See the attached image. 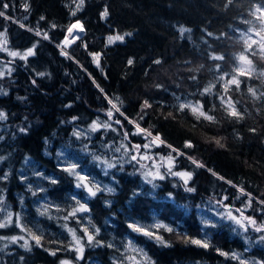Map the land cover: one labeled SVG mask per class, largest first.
<instances>
[{
  "label": "trees",
  "instance_id": "16d2710c",
  "mask_svg": "<svg viewBox=\"0 0 264 264\" xmlns=\"http://www.w3.org/2000/svg\"><path fill=\"white\" fill-rule=\"evenodd\" d=\"M257 4L264 6V0H232L230 4L228 0H85L83 10L73 16V0H0V11L10 17H0V33L5 34L0 37L6 45L17 52L37 45L36 55L27 61L0 51V64L11 67L0 76V112L7 114V119L0 120V197L12 214V223L0 228V264H61L65 260L132 264L133 253L142 255L129 249V241L145 254L143 264H239L232 258L236 253L264 260V241L259 239L264 232L252 227L245 232L226 218L229 211L239 217L240 209L257 224L264 222V58L257 43L250 40L249 51L241 36L259 29L260 22L250 14ZM105 8L109 15L102 18ZM77 20L85 31L64 50L70 59L61 55L58 45ZM180 27L191 31L182 36ZM37 30L47 32L50 39L36 36ZM125 33L131 35L123 42L108 44L109 36ZM89 53L100 54L99 67ZM241 53L253 61L248 75L234 73ZM212 55L225 59L212 60ZM220 75L226 80L236 75L241 81L238 89L230 85L227 95L243 114L242 120L224 111L218 94H223L225 81L217 82ZM210 83L215 84L214 94L202 96ZM249 88L255 89L259 99ZM109 99L129 120L153 135L158 133L166 144L146 150L143 144L148 141L143 135H132L134 125L123 116L115 113L108 121ZM145 100L152 107L141 112ZM187 101H199L206 112L213 109L210 114L217 123L197 120L187 109L179 111V103ZM97 118L111 123L116 131H89L79 139L72 135L74 130H88ZM22 128L26 131L21 132ZM124 131L129 133L127 138ZM213 137L222 138L224 147H218ZM186 141L194 147L186 148ZM121 144L129 149L139 144L140 153L115 151ZM166 145L185 155L178 156ZM62 153L84 174L110 184L114 192L102 190L91 197L84 188H77L76 179L63 171ZM145 153L151 158L141 160ZM169 154L175 158L172 171L193 174L187 185L167 174V163L160 157ZM132 155L137 160H131ZM94 156L115 167L107 168ZM188 157L204 167H196ZM157 165L165 178L148 177L152 183H147L144 173L156 172ZM53 179L57 182L52 183ZM185 187L195 191L187 192ZM239 188L250 194V206L249 197L241 195ZM77 200L89 211L73 217L69 213L78 207ZM43 201L59 207L52 209L54 215H41ZM205 212H216L215 221L205 223ZM17 216L19 223L41 237L39 245L17 227ZM85 218L88 228L83 225ZM154 220L172 228L171 232L154 228L168 246L128 227ZM69 228L82 238L83 259H77L72 250ZM84 228L99 245L88 244ZM21 236L23 240L12 241ZM185 236L207 240L210 246L185 243ZM25 241L28 248L23 247Z\"/></svg>",
  "mask_w": 264,
  "mask_h": 264
},
{
  "label": "snow or ice",
  "instance_id": "6c2138e0",
  "mask_svg": "<svg viewBox=\"0 0 264 264\" xmlns=\"http://www.w3.org/2000/svg\"><path fill=\"white\" fill-rule=\"evenodd\" d=\"M73 2L75 3L76 7L75 10L72 11V15L76 16L78 11H82L83 10V5L85 3V0H73ZM228 3H232V0H228ZM4 8H7L8 5L4 4L3 5ZM26 10H27V6H26ZM252 16H254L259 22H260V26L259 29L257 30L255 27L253 29H251V31H254L256 36L259 37V41H252V43H259V48H260V52L262 55V58H264V6H261L260 4H257L254 8V10L250 13ZM102 18H107L109 13L107 8H105V10L103 11V13L101 14ZM0 17H4L5 19H10V17L6 16L5 13L3 11H0ZM41 19H44L43 17H41ZM21 27H24V25H21ZM56 26L53 25V28H55ZM76 29L78 30V32H84V26L83 24L77 20L75 23L71 24L68 28H67V36L65 37L63 44L62 45H58V47H61V55L66 56L67 58L71 57L69 56V54L64 51V48L69 46L71 43H74L76 40L80 39L79 35H74L73 34V30ZM29 31H31V29H29ZM190 29L184 28V27H180L179 28V32L180 34L183 36L184 33L186 32H190ZM5 35L4 33H0V36ZM35 35L38 37H41L44 40H49L50 37L48 35L47 32L41 33L39 30L35 31ZM131 35V33H125L123 35L120 34H116L114 36H109L107 38L108 44L111 45L115 42H123L126 36ZM209 35H211V33H209ZM68 36L72 37L71 40L68 39ZM241 36L244 39V43L245 45H247V48L249 51H251L252 48V44L249 43V41L252 39L251 36L245 35L244 33H241ZM4 43L6 44L7 41L5 40ZM38 43V42H37ZM36 44H34L31 48L27 49L26 51H24L23 53L21 52H17V51H8L6 48L0 47V51H8V55L16 58L19 57L21 60L27 61L29 57L36 55ZM86 47V45H85ZM90 55H92L93 57V61L96 63L97 67L100 66V54L98 53H89ZM252 55H256L255 52L252 53ZM212 60H216V61H223L225 58L223 55H212L210 57ZM237 61H238V67L234 68V73H237L239 75H248L249 74V70L245 69V65L251 66L253 61L251 59L248 58V56H246L245 54L241 53L239 56L236 57ZM129 64H132L133 61L130 59L128 61ZM155 63L159 64L160 61L157 60L155 61ZM217 70H219V65L216 66ZM3 73H0V76H2ZM37 75L39 76H44L45 73H37ZM261 75H264V72L261 73ZM196 77L193 76L192 79H195ZM225 81L224 83V92L223 94H218L219 95V99L221 104L224 107V111L227 113V115L231 118H234L235 120L239 121L242 120L243 114L236 108L235 103L232 102V99L230 96L227 95L228 91H229V86L230 85H235L236 88L238 89L240 87V83L241 81L237 78L236 75H233L231 79H227L226 80V76L225 75H220L218 77V81ZM33 83H35V81H33ZM157 87H160L159 85H157ZM215 88V84L214 83H210L207 87L204 88L203 92H201L200 94L203 95H213V89ZM248 91L253 95V97H256L257 99H259V97L256 94L255 89L253 88H249ZM261 95H264V93H261ZM117 101L119 100V98H116ZM179 97H177V100L179 101ZM109 104H111V109H109L105 115L108 118V121H112L114 114L115 113H119L120 116H123L125 120L128 121V123L133 124L134 128H135V132L132 133V135H143L144 139L147 140L148 142L143 144V148L148 150L150 149L152 146H159L161 144H166V142L164 140L161 139V136L157 133L156 135H153V133L146 129V128H142L140 126L139 123H136L133 120H129L127 116H125V114L120 110V107L118 106V104L116 102H113V100L109 99L108 101ZM152 107V104L149 103L147 100H145L143 102L142 108H141V112H144V110L149 109ZM214 107V106H213ZM178 109L179 111H184L185 109H187L197 120H200L201 118H203V120L211 122V123H217L216 121V117L211 115L210 112L213 109H209L208 112L204 111V105L201 104L199 101L193 103L191 101H187V102H181L178 105ZM168 116H172V113L169 112ZM167 118V117H165ZM174 118V117H173ZM7 119V114L4 112H0V120H5ZM77 118L73 117V121H75ZM141 119H143V116H141ZM114 123L121 125V127H123V124L121 122V120L119 119H115ZM100 129H105V130H112V131H116L115 128H112V124L109 122H102L99 120V118H97L95 121H93L91 123V125L89 126L88 131L90 132H97ZM21 132H25L26 129H20ZM252 131H255V129H252ZM73 136H75L77 139H79L82 135V133L78 130H74L72 133ZM129 135V133L127 131L123 132V136L125 138H127ZM215 142V144L218 147H224V145L221 143V139L222 138H212ZM167 147L171 148L172 152H177V155H185L184 153H180L178 152L177 149L172 148L171 145H166ZM87 147V145H85V148ZM185 147L186 148H192L194 147V145L191 143V141H186L185 142ZM121 148L125 149V152L127 153L129 150H134L137 154L140 153V149H141V145L139 144H132L131 145V149L128 148L127 145L125 144H121L119 148H116L115 151L119 152ZM83 150V149H82ZM62 155V154H61ZM151 157H149L146 153L143 155H140V159L141 160H147L150 159ZM192 164H194L196 167H204L203 164H201L200 162H198L197 160H195L192 157H188ZM94 159L96 160H100V162L102 164H106L107 168H113L115 167L114 163H109L106 160H101L100 157H95ZM131 160H137V155H132L130 157ZM160 159L162 161H166L167 163V167H168V172L167 174L173 175V176H177L179 177L181 180H183L184 185H187L189 183V181L192 179V173L191 172H186V171H178V172H174L172 171L174 164H175V158L169 154L166 158L165 157H160ZM141 167H146V165H141ZM157 167V171L156 172H152V171H148L146 173H144V177L147 183H152V180H149L148 177H152L153 179H160L163 180L165 178L164 174H161L159 172V165L156 166ZM78 168V164L76 163H66L65 166L63 167V171L67 172L69 175L73 176L77 183H76V187L77 188H84L88 195L91 197H95L97 195L98 192L102 191V190H106L109 193L114 192V189L111 187H106L105 189H101V187L99 186L98 183L93 182V181H89L88 177L86 175H82L80 172L77 171ZM105 174H107V172H105ZM213 175H217L216 173H212ZM219 179H224L223 177H218ZM52 183H56L57 181L55 179H53L51 181ZM227 183H231L230 181H226ZM158 187V185L153 184V188ZM233 187H236L235 185H233ZM185 191L187 192H194L195 188L193 187H185ZM238 191L240 192L241 195H245L248 196V206L251 205V196L249 193H246L244 191L243 188H239ZM171 196V194H169ZM224 199L226 200L227 197H224ZM262 204H264V201H261ZM77 205L78 207L74 208L72 210V212L69 213L70 216H75L76 213L78 212H88L89 209L86 207L85 204H82L79 202V200H77ZM47 209L45 208V210L43 212H41V215H44L46 213ZM237 211L240 213V216L237 217L235 215L232 214L231 211H229L226 214V218L232 220L235 224H237L240 228H242L245 232L248 231L249 227H252V229L257 232H264V222L257 224V221L252 218V217H248L245 216L243 211L240 209H237ZM246 222V223H245ZM12 223V214L8 213L7 214V218L5 219V221L3 223H0V228H5L7 226H9ZM17 227H19L21 229V231H25L27 232L32 240H34L36 242L37 245L40 244L41 241V237L36 235L35 233H33L31 231V229L26 228L25 225L19 223V216H17ZM129 228H131L134 232H138L141 233L145 236H148L150 238H154L156 241L165 244V246H168L162 239V237H160L158 234L154 233L153 231L150 230L149 227H144V226H140L138 224H129L128 225ZM151 228H156L159 229L161 227H164L168 232L173 231L172 228L167 227L166 225H162L160 223H156L152 226H150ZM69 233L72 236V242L74 243L75 247L72 249L73 251H76L78 253L77 259H83V253H84V246L82 243V238L77 237L75 230L69 228L68 229ZM99 229H95V234L98 235L99 234ZM83 232L85 233V235L87 236V242L88 244H92L95 241V236L89 232V230L87 228L83 229ZM23 240L24 237H12V241L15 243L17 240ZM185 243H190L192 245H196L202 248H208L209 242L207 240H200V239H195V238H189L187 236L183 237ZM260 241H264V235L259 237ZM95 243L97 245L100 244L99 241H95ZM109 247H112V245H108ZM23 247L28 248V242L25 241ZM128 247L129 249H132L133 251H141L139 249H134L132 247V242L129 241L128 242ZM221 255L227 256V253H220ZM52 255H55V252L52 253ZM233 259H236L239 261V264H246V261L241 260L239 256L233 254L232 256ZM129 259H135V257H129ZM61 264H69L68 261H62Z\"/></svg>",
  "mask_w": 264,
  "mask_h": 264
},
{
  "label": "rangeland",
  "instance_id": "374dc122",
  "mask_svg": "<svg viewBox=\"0 0 264 264\" xmlns=\"http://www.w3.org/2000/svg\"><path fill=\"white\" fill-rule=\"evenodd\" d=\"M78 1V0H77ZM76 22V21H75ZM74 22V23H75ZM73 24V23H72ZM258 30V29H257ZM74 31H75V29H74ZM77 33H78V30H76L75 32H74V35H77ZM80 33V32H79ZM79 35V34H78ZM66 36H67V34H66ZM65 36V37H66ZM248 36H251V40L252 41H259V37L258 36H256V34H255V32L254 31H251V32H249L248 33ZM65 39V38H64ZM4 39L3 38H1L0 37V47H3V48H6L8 51H12L5 43H4ZM64 41V40H63ZM63 43V42H62ZM256 44V43H255ZM258 44V46H259V43H257ZM71 45H69V46H67V47H65L64 48V50L65 49H67V48H69ZM8 51H5V52H7L8 53ZM24 52V51H23ZM23 52H21V53H23ZM252 68V66H248V65H245V69L246 70H249V69H251ZM11 71V67H10V65H8V64H0V73H3V75L5 74V73H8V72H10ZM78 131H80L81 133H83V134H89V131L87 130V129H78ZM63 154V153H62ZM65 154H63L62 156H63V165L65 166V164L66 163H74V162H71L70 161V158H68L67 156H64ZM77 171L78 172H80L82 175H86V174H84L83 173V171H81L79 168H77ZM87 177H88V180L89 181H93V182H96V183H98L99 184V186L101 187V189H105L106 187H110V184H105V185H103L101 182H99L98 180H95V179H93L92 177H90L89 175H86ZM40 206H41V209L44 211L45 210V208L47 209V213H49L50 215H54V212H52V209L54 208V209H58L59 207L58 206H56V205H54V204H52V203H49V202H46V201H43V202H41V204H40ZM8 213H11L9 210H7V209H5L3 206H2V198L0 197V223H3L4 221H5V219L7 218V214ZM82 214H84V212H82ZM216 214V212H214V213H209V212H205V213H203V221L205 222V223H208V222H213V221H215V219L217 218V216L215 215ZM86 216V215H85ZM88 217V216H87ZM156 223H160V224H162V225H165L163 222H161V221H158V220H154L153 222H151V223H139L138 225H140V226H144V227H149L150 228V230L151 231H153L154 232V228H151L150 226H152V225H154V224H156ZM83 225L85 226V227H89V225H88V218H85L84 219V222H83ZM132 247L134 248V249H139V250H141V248H139L138 246H136V245H132ZM132 250V249H131ZM133 251V250H132ZM139 254H141L142 256H139L138 254H135V253H133L132 255H131V257H135V259L133 260V259H131V261H132V264H143V258H145V254L142 252V250L141 251H139L138 252ZM78 254V253H77ZM237 254V256H239L240 257V259L241 260H244V261H246V264H251V263H254V264H264V260H254V259H251L249 256H245V255H243V254H240V253H236ZM65 261H68L69 262V264H74L72 261H69V260H65Z\"/></svg>",
  "mask_w": 264,
  "mask_h": 264
},
{
  "label": "bare ground",
  "instance_id": "6f19581e",
  "mask_svg": "<svg viewBox=\"0 0 264 264\" xmlns=\"http://www.w3.org/2000/svg\"><path fill=\"white\" fill-rule=\"evenodd\" d=\"M75 31H76V29H75ZM75 31L73 30V34H74ZM78 34H79V36H81V35L83 34V32H80V33L78 32L77 35H78ZM67 35H68V34H67ZM68 39L71 40L72 37L68 36ZM72 44H73V43H71L70 45L72 46Z\"/></svg>",
  "mask_w": 264,
  "mask_h": 264
},
{
  "label": "built area",
  "instance_id": "2783aa9c",
  "mask_svg": "<svg viewBox=\"0 0 264 264\" xmlns=\"http://www.w3.org/2000/svg\"><path fill=\"white\" fill-rule=\"evenodd\" d=\"M62 44H63V43H62ZM62 44H61V45H62ZM59 48L61 49V47H59Z\"/></svg>",
  "mask_w": 264,
  "mask_h": 264
}]
</instances>
